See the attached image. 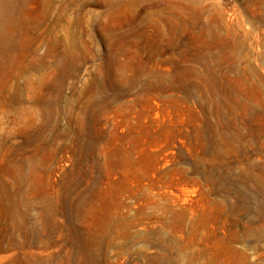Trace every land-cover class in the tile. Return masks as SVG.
<instances>
[{"label":"rangeland","instance_id":"1","mask_svg":"<svg viewBox=\"0 0 264 264\" xmlns=\"http://www.w3.org/2000/svg\"><path fill=\"white\" fill-rule=\"evenodd\" d=\"M0 264H264V0H7Z\"/></svg>","mask_w":264,"mask_h":264},{"label":"bare ground","instance_id":"2","mask_svg":"<svg viewBox=\"0 0 264 264\" xmlns=\"http://www.w3.org/2000/svg\"><path fill=\"white\" fill-rule=\"evenodd\" d=\"M8 2L7 0H0V23L5 22L9 19L7 12ZM2 38V33L0 32V41Z\"/></svg>","mask_w":264,"mask_h":264}]
</instances>
